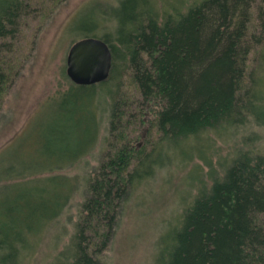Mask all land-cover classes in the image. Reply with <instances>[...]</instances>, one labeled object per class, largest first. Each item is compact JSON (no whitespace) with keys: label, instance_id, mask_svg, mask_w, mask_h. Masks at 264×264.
Wrapping results in <instances>:
<instances>
[{"label":"trees","instance_id":"obj_1","mask_svg":"<svg viewBox=\"0 0 264 264\" xmlns=\"http://www.w3.org/2000/svg\"><path fill=\"white\" fill-rule=\"evenodd\" d=\"M120 2L140 11L136 16L130 10L128 20L115 19L117 45L108 34L101 37L111 47L113 65L97 85L110 92L111 79L121 73L117 61L124 62L122 71L142 99L134 119L143 125L141 115L152 112V126L137 147L126 133V106L113 94L111 150L87 181L81 214L59 260L104 264L101 254L133 185L169 167L173 154L165 152L188 141L178 160H202L187 180L196 192L161 236L155 264H264V148L257 150L255 137L245 136L233 156L220 162L223 174L214 176L210 168L217 135L234 139L242 124L264 126V0H196L185 13L167 12L163 18L150 0ZM22 3L1 0L0 38L13 33L6 25L14 24ZM88 19L98 24L96 14ZM256 56L258 63L250 66ZM11 69L0 59V97ZM8 166L0 174V183L9 187L0 189L6 195L0 199V264H25L35 234L64 210L72 187L66 200H53L56 194L43 182L24 188L28 179H40L35 173L51 167L29 173Z\"/></svg>","mask_w":264,"mask_h":264},{"label":"rangeland","instance_id":"obj_2","mask_svg":"<svg viewBox=\"0 0 264 264\" xmlns=\"http://www.w3.org/2000/svg\"><path fill=\"white\" fill-rule=\"evenodd\" d=\"M150 1L163 18L167 12L185 13L196 0ZM256 1L260 4L263 0ZM129 6L130 2L124 7L120 0H23L14 24L6 25L14 28L13 33L0 38V59L5 66H12L8 87L0 97V174L7 172L8 165L14 167V172L29 173L51 167L35 173L32 177L40 179H33L32 183L28 179L24 188L43 182L50 186L52 195L56 194L53 200H66L64 193L72 187L68 189L70 199L64 210L35 234V245L28 251L25 264H64L59 257L74 233L87 181L111 150L113 94L126 106L130 120L126 133L132 141L136 140L134 144H144L150 134L152 112L141 115L146 121L143 125L134 119L140 113L142 99L132 78L122 71L124 62L117 61L121 73L111 79L110 92L97 84L77 85L66 71L69 47L77 39L108 34L111 43L117 45L115 19H125V15L128 20L130 10L136 16L140 11L137 7L129 10ZM93 14L97 15L98 24L88 19ZM254 57L253 52L251 61ZM258 60L256 56L250 66ZM236 133L234 139L222 133L216 136L217 151L211 153L210 167L214 176L223 174L220 162L233 156L241 138L253 135V147L264 148V126L242 124ZM188 145V141H183L181 147H170L165 152L173 154L169 167H161L133 185L114 235L101 254L104 264H155L161 236L170 230L169 225L196 192V185L189 186L187 180L202 160H178L182 153L186 154ZM159 155L155 151V156ZM208 168L205 163L206 182ZM8 188L0 183V189ZM5 196L0 193V199Z\"/></svg>","mask_w":264,"mask_h":264},{"label":"water","instance_id":"obj_3","mask_svg":"<svg viewBox=\"0 0 264 264\" xmlns=\"http://www.w3.org/2000/svg\"><path fill=\"white\" fill-rule=\"evenodd\" d=\"M113 54L101 37L85 36L74 41L67 54V74L77 85L105 81L112 69Z\"/></svg>","mask_w":264,"mask_h":264},{"label":"bare ground","instance_id":"obj_4","mask_svg":"<svg viewBox=\"0 0 264 264\" xmlns=\"http://www.w3.org/2000/svg\"><path fill=\"white\" fill-rule=\"evenodd\" d=\"M65 182V181H64ZM52 186V185H51ZM21 189V188H20ZM63 195V194H62ZM57 214V213H56ZM33 239V238H32Z\"/></svg>","mask_w":264,"mask_h":264}]
</instances>
